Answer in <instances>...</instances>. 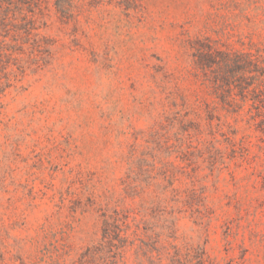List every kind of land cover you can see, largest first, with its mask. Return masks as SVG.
Here are the masks:
<instances>
[{
  "label": "rangeland",
  "instance_id": "obj_1",
  "mask_svg": "<svg viewBox=\"0 0 264 264\" xmlns=\"http://www.w3.org/2000/svg\"><path fill=\"white\" fill-rule=\"evenodd\" d=\"M41 1L0 73V264H264V126L194 57L264 51V0Z\"/></svg>",
  "mask_w": 264,
  "mask_h": 264
},
{
  "label": "trees",
  "instance_id": "obj_2",
  "mask_svg": "<svg viewBox=\"0 0 264 264\" xmlns=\"http://www.w3.org/2000/svg\"><path fill=\"white\" fill-rule=\"evenodd\" d=\"M41 3V0H0V30L4 31L0 35V73L6 72L15 54L27 47L38 51L47 45L38 32ZM55 5L61 11L57 1ZM9 26L14 28L10 41L7 40L11 33ZM195 53L198 68L204 74L211 72V84L218 92H223L224 88L227 94L234 92L230 96L224 95L221 100L224 106L241 108L245 103L248 107L246 115L257 125L264 126V51L212 53L197 47ZM1 85L0 76V94L4 91ZM117 221L114 219L113 223ZM108 226V222H104V240L111 233Z\"/></svg>",
  "mask_w": 264,
  "mask_h": 264
}]
</instances>
